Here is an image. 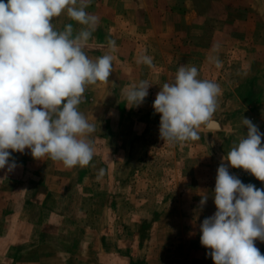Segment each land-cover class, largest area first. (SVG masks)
I'll return each instance as SVG.
<instances>
[{
  "label": "rangeland",
  "instance_id": "obj_1",
  "mask_svg": "<svg viewBox=\"0 0 264 264\" xmlns=\"http://www.w3.org/2000/svg\"><path fill=\"white\" fill-rule=\"evenodd\" d=\"M128 1L118 14L129 18L99 23L85 47L93 60L114 57L109 81L88 85L79 105L96 129L90 164L67 168L25 149L12 152L13 172L0 169V264H214L200 224L217 211V169L247 133L243 116L260 132L263 124L264 0ZM69 23L74 34L84 27L53 24ZM142 55L154 66L138 63ZM181 65L197 67L221 94L198 140L167 143L153 102ZM142 80L152 85L148 97L127 106L123 90ZM229 171L264 188L243 169ZM255 244L264 255V242Z\"/></svg>",
  "mask_w": 264,
  "mask_h": 264
},
{
  "label": "clouds",
  "instance_id": "obj_2",
  "mask_svg": "<svg viewBox=\"0 0 264 264\" xmlns=\"http://www.w3.org/2000/svg\"><path fill=\"white\" fill-rule=\"evenodd\" d=\"M88 0H0V169L18 166L12 152L30 149L33 158L50 157L67 168L87 167L94 147L89 134L95 125L79 110L88 85L108 82L111 54L95 60L85 47L99 18L86 11ZM84 27L58 30L53 18L63 13ZM110 51L116 41L107 40ZM138 63L153 67L149 55ZM216 67L221 62L215 61ZM195 66L181 65L174 81L164 83L153 102L160 114V137L167 143L198 140L199 130L215 122L218 83L200 79ZM114 83V82H113ZM152 85L147 80L123 90L126 105L139 107ZM111 115V113H110ZM247 133L231 148L217 169L214 203L217 211L200 224L201 245L211 251L214 264H264L255 242H264V188L244 184L230 174L243 169L264 182V133L242 117ZM99 170L98 178L104 175ZM207 196H201L200 206Z\"/></svg>",
  "mask_w": 264,
  "mask_h": 264
},
{
  "label": "crops",
  "instance_id": "obj_3",
  "mask_svg": "<svg viewBox=\"0 0 264 264\" xmlns=\"http://www.w3.org/2000/svg\"><path fill=\"white\" fill-rule=\"evenodd\" d=\"M127 2L130 3L128 0H88L89 6L87 7L86 11L96 15L99 18V23L104 22L105 20H110V18H113V14H115L114 20L117 18L127 19L129 18V13L122 12L118 14V7L123 4H127ZM67 19L71 20L65 12L60 17H58L57 21L54 20L53 23L59 24ZM100 28L104 29L102 27ZM100 28L98 27L97 30H101Z\"/></svg>",
  "mask_w": 264,
  "mask_h": 264
},
{
  "label": "built area",
  "instance_id": "obj_4",
  "mask_svg": "<svg viewBox=\"0 0 264 264\" xmlns=\"http://www.w3.org/2000/svg\"><path fill=\"white\" fill-rule=\"evenodd\" d=\"M263 124H262V127H261V133H264V116H263ZM262 145H264V137H262Z\"/></svg>",
  "mask_w": 264,
  "mask_h": 264
}]
</instances>
